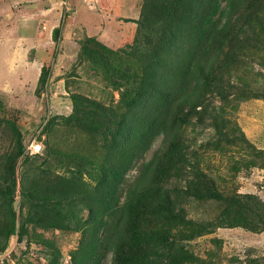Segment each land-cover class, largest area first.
Returning a JSON list of instances; mask_svg holds the SVG:
<instances>
[{
	"label": "trees",
	"instance_id": "16d2710c",
	"mask_svg": "<svg viewBox=\"0 0 264 264\" xmlns=\"http://www.w3.org/2000/svg\"><path fill=\"white\" fill-rule=\"evenodd\" d=\"M255 2L143 0L138 38L126 52L137 58L140 73H129L131 69L122 61L116 67L112 57L116 53L119 57L118 50L98 36H88L81 44L80 56L98 58L93 64L103 66L105 72L116 70L121 79L112 83L120 94L118 104L107 107L76 95L69 116L58 124L57 118L47 123L43 161L35 160L34 173L22 175V197L28 208L25 213L21 209L24 223L20 234L26 235V224L48 231L79 232L80 244L70 264H103L109 256L110 264H205L188 248L187 241L218 228L264 232L261 197H229L206 173L197 174L190 183L181 181L176 173L178 165H183V172L200 165L201 157H188V128L194 119L206 120L209 95L225 88L224 72L236 50L235 44L230 45L237 40L235 26ZM256 27L252 34L259 37ZM48 75L44 66L39 78L42 88L48 84ZM63 127L73 139L94 146L101 157L99 164L90 162L86 167L77 162L74 152H59L61 148L52 140ZM223 141L214 145L221 152L226 145ZM53 167L64 172L56 173ZM133 171L136 174L128 178ZM16 187V168L11 165L0 185V237L5 238L0 254L19 239ZM194 203H220L222 209L214 216L205 210L200 218L187 220ZM151 220L160 226L144 241L141 227ZM42 244L52 251L47 264H60L61 252L54 242ZM28 252L27 247L25 258ZM19 262L35 264L27 259Z\"/></svg>",
	"mask_w": 264,
	"mask_h": 264
},
{
	"label": "rangeland",
	"instance_id": "374dc122",
	"mask_svg": "<svg viewBox=\"0 0 264 264\" xmlns=\"http://www.w3.org/2000/svg\"><path fill=\"white\" fill-rule=\"evenodd\" d=\"M85 1L0 0V185L8 175V167L14 165L19 239L17 242L15 239L11 247L14 246L18 260H32L35 264H47L51 258V249L45 248L42 241L54 242L61 252V263L70 264L81 239L79 232L35 229L33 224H26V235L19 232L24 223L21 209L25 213L28 208L27 199L22 197V175L34 173L31 167L35 160L43 161L40 157L46 154L47 123L57 118L58 124L69 116L74 110L76 95L89 97L107 107H115L120 98L112 83L119 76L116 70L105 72L103 66L93 64L98 58L80 56L81 44L87 40L89 30L94 32L92 36L101 33L99 39L108 46V36L113 40L112 49L119 53V57L117 53L112 57L116 67L122 61L131 69L129 73H140L141 64L126 52L134 48L138 38L137 18L143 0H123L135 19L117 18L116 14L127 13V8L121 9L113 2L115 0H102L104 6L107 5L104 9L99 5L95 13L84 11L74 22L76 25L71 24L72 12L75 9L80 13ZM97 1L92 0L95 5ZM45 3L51 5L45 6ZM248 9L235 26L237 40L230 45L235 44L236 50L224 72L225 88L221 93L209 95L206 120L203 123L192 120L187 131L191 146L188 157H201L200 165L187 167L184 172L183 165H178L176 173L181 181L189 183L197 174L206 173L216 179L226 196L256 194L264 200V0H256ZM252 12L255 14L251 15ZM98 20L102 25L97 28ZM255 24L259 37L252 34ZM104 25L111 30L115 27V33H105ZM248 25H252L251 29ZM54 26L56 30L51 33ZM66 34L69 44L64 40ZM44 66L49 75L48 84L42 88L39 78ZM98 118L96 115L95 119ZM62 130L52 140L61 148L59 152H74L77 162H84L86 167L90 162L98 163L101 157L89 141L83 144L73 139L67 128ZM240 137L248 142L243 139L244 143L241 142ZM220 140H224L222 145L226 143L222 152L214 146ZM33 145L39 146L40 152L32 153ZM21 152L23 155L17 160ZM53 169L56 173L64 172ZM135 174L136 171L131 172L128 178ZM184 207L188 210V204ZM221 209L220 203H194L186 219L196 220L205 210H210L208 214L214 216ZM159 226L157 220L142 225V240L151 238L153 230ZM186 244L205 264H264V232L255 233L242 227L218 228ZM4 245L5 238L0 237V251ZM27 247L29 252L25 258ZM103 264H110V256Z\"/></svg>",
	"mask_w": 264,
	"mask_h": 264
},
{
	"label": "crops",
	"instance_id": "0c3cea01",
	"mask_svg": "<svg viewBox=\"0 0 264 264\" xmlns=\"http://www.w3.org/2000/svg\"><path fill=\"white\" fill-rule=\"evenodd\" d=\"M113 1V0H112ZM114 3H116V5H119L120 7H121V9L122 8H127L125 5H124V1L123 0H121V2H119V1H117V0H115V1H113ZM83 3V2H82ZM85 3L86 4H83V10L79 13V12H77V11H75V9H74V11L72 12V22H71V24H73V25H76V23H74L80 16H83V13H84V11H90V12H96L97 11V9H98V6L99 5H101V7H102V9H104L107 5H105L104 6V3L102 2V0L100 1V0H98L97 1V5H95V3L93 4V2H92V0H86L85 1ZM107 3V2H106ZM45 6H49V5H51V3H45L44 4ZM112 7H115V5L113 4V6ZM116 10V12H118L119 10L118 9H115ZM77 13L79 14V15H77ZM132 13H131V11L129 10V8H127V13H125V14H121L120 12H118L116 15H117V18H121V19H128V18H134L135 19V17L134 16H130ZM133 15V14H132ZM139 18V17H138ZM137 18V19H138ZM88 22H91V21H88ZM128 23V22H127ZM127 23L125 24V25H127ZM102 25V21L101 20H98L97 21V23H95V26L98 28V27H100ZM59 26V25H58ZM106 25H104V28H103V30L105 31V33H115V27L113 28V30H111V29H107V27H105ZM55 27L56 26H54V28H52V30H51V33H53L52 31L55 29ZM72 29H73V26H72ZM71 29V30H72ZM117 31V30H116ZM89 32H91V33H87V36H92L93 34H94V32H92V31H90L89 30ZM49 33H50V30H49ZM43 34V33H42ZM101 34V33H100ZM99 34V35H100ZM44 35V34H43ZM98 35V36H99ZM111 35H113V34H111ZM37 36V35H36ZM43 39V38H42ZM64 40H65V42H66V44L68 43L69 44V42L70 41H68L69 39H68V34H66L65 35V38H64ZM49 42V41H48ZM52 42H53V39H52ZM108 43H109V46L111 47V48H114L113 46V40L108 36ZM118 47V46H117ZM37 61H39L38 63H42V60H37Z\"/></svg>",
	"mask_w": 264,
	"mask_h": 264
},
{
	"label": "built area",
	"instance_id": "2783aa9c",
	"mask_svg": "<svg viewBox=\"0 0 264 264\" xmlns=\"http://www.w3.org/2000/svg\"><path fill=\"white\" fill-rule=\"evenodd\" d=\"M33 149L32 153L40 152L39 146L33 145ZM17 241L18 239H16ZM16 254L14 246L10 247L6 252L0 254V264H19Z\"/></svg>",
	"mask_w": 264,
	"mask_h": 264
},
{
	"label": "clouds",
	"instance_id": "9594fccd",
	"mask_svg": "<svg viewBox=\"0 0 264 264\" xmlns=\"http://www.w3.org/2000/svg\"><path fill=\"white\" fill-rule=\"evenodd\" d=\"M20 260V259H19ZM19 262V261H18ZM20 263V262H19Z\"/></svg>",
	"mask_w": 264,
	"mask_h": 264
}]
</instances>
